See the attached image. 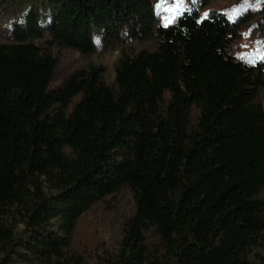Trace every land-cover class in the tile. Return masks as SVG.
Listing matches in <instances>:
<instances>
[{
  "label": "trees",
  "instance_id": "1",
  "mask_svg": "<svg viewBox=\"0 0 264 264\" xmlns=\"http://www.w3.org/2000/svg\"><path fill=\"white\" fill-rule=\"evenodd\" d=\"M47 3L0 42V264H85L79 219L125 187L135 213L100 264H264V60L230 52L249 12L156 28L154 0ZM98 30L157 48L122 50L116 90L95 65L52 89V48L89 55Z\"/></svg>",
  "mask_w": 264,
  "mask_h": 264
},
{
  "label": "rangeland",
  "instance_id": "2",
  "mask_svg": "<svg viewBox=\"0 0 264 264\" xmlns=\"http://www.w3.org/2000/svg\"><path fill=\"white\" fill-rule=\"evenodd\" d=\"M243 5V7H241ZM38 10L41 16L49 18L50 6L47 0H0V42L12 43L11 29L21 23L29 8ZM171 9V10H169ZM239 9V11H233ZM154 10L158 16L156 28L167 26L177 21L186 12L197 11L200 18L210 17L220 12L234 22L249 12L251 18L240 28V35L230 46V52L237 59L249 65L260 62L264 56V0H184L176 5V0H154ZM96 50L89 55H82L76 49L55 45L52 52L58 59L55 78L51 88L58 89L73 75L89 69L90 66L104 68V80L116 90L115 66L122 50L138 52L142 49L155 50L157 41L139 42L129 39L125 45H111L101 40V31H96ZM243 57V58H241ZM76 97L69 107L71 111L79 101ZM258 101L264 106V88L258 94ZM264 199V190L259 195ZM135 199L132 190L123 188L118 194L98 201L79 219L74 230L70 252L80 256L85 264H100V257L107 251L114 250L119 241L125 223L135 213ZM151 236L154 238V231ZM8 264H28L24 259L14 257Z\"/></svg>",
  "mask_w": 264,
  "mask_h": 264
},
{
  "label": "snow or ice",
  "instance_id": "3",
  "mask_svg": "<svg viewBox=\"0 0 264 264\" xmlns=\"http://www.w3.org/2000/svg\"><path fill=\"white\" fill-rule=\"evenodd\" d=\"M183 2H184V0H176L177 7L182 5ZM258 2H259V0H258ZM247 3H248V0H244V4H247ZM241 7H243V5ZM169 10H171V9H169ZM233 11H239V9H233ZM241 58H243V57H241ZM261 59L264 60V56H262Z\"/></svg>",
  "mask_w": 264,
  "mask_h": 264
}]
</instances>
